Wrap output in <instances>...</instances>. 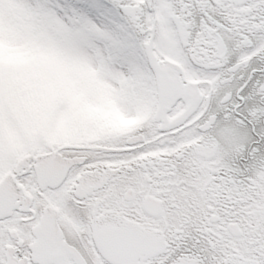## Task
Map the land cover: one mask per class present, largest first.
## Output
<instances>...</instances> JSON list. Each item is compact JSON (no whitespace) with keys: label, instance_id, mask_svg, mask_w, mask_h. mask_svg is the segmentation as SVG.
Wrapping results in <instances>:
<instances>
[{"label":"snow or ice","instance_id":"1","mask_svg":"<svg viewBox=\"0 0 264 264\" xmlns=\"http://www.w3.org/2000/svg\"><path fill=\"white\" fill-rule=\"evenodd\" d=\"M0 264H264V0H0Z\"/></svg>","mask_w":264,"mask_h":264}]
</instances>
